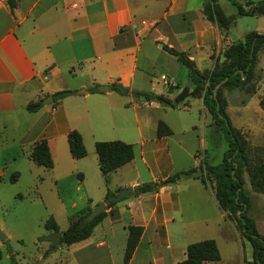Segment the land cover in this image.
Returning <instances> with one entry per match:
<instances>
[{
  "label": "crops",
  "instance_id": "obj_1",
  "mask_svg": "<svg viewBox=\"0 0 264 264\" xmlns=\"http://www.w3.org/2000/svg\"><path fill=\"white\" fill-rule=\"evenodd\" d=\"M203 3L19 0L11 12L6 1L0 0V178L15 173V181H31L30 187L39 195L57 196L53 218L57 222L58 217L64 218L67 225L105 201L107 191L115 195L122 188L133 189L106 208L86 239L55 250L66 247L72 264H123L130 225L143 230L127 264H175L185 259L187 244L208 239L205 230L225 219L212 190L196 178L197 172L155 191L134 193L140 184L159 182L191 168L198 171V135L207 129L210 134L218 131L211 117L207 118L202 97L189 98L186 105L172 108L110 89L117 82L129 90L172 99L178 91L170 92V88H192L188 72L179 76L183 65L163 46L184 52L196 69L207 71L217 58L222 59L227 45L245 34L237 30L241 16H236L223 36L218 26L205 18ZM235 14L236 9L226 15ZM256 20V24L263 22ZM258 27L255 31L264 32ZM257 67L258 62L256 72L261 79ZM100 85H108L109 90H97ZM93 87L95 91H91ZM83 89L85 92H77ZM61 90L72 93L55 98L53 94ZM223 94L226 111L234 98L237 103L247 100L240 89H224ZM49 95L53 101L44 104ZM36 101H41L36 111L25 109ZM194 108L200 117L195 118ZM170 112L175 113L173 122ZM159 120L171 134L157 135ZM71 130L82 136L87 150L84 157L73 158L69 152L67 134ZM41 139L49 147L51 168L28 157L33 144ZM112 140L132 144L134 155L110 172L105 182L94 145ZM198 142L206 162L205 141L200 138ZM14 147L16 152H12ZM61 195L68 197L67 203Z\"/></svg>",
  "mask_w": 264,
  "mask_h": 264
},
{
  "label": "trees",
  "instance_id": "obj_2",
  "mask_svg": "<svg viewBox=\"0 0 264 264\" xmlns=\"http://www.w3.org/2000/svg\"><path fill=\"white\" fill-rule=\"evenodd\" d=\"M11 12H14L18 6L19 0H5ZM236 9L235 15H226L219 4V0H204L203 14L207 20L215 23L223 36L228 34L229 29L234 25L236 16H254L264 15V0L253 2L244 0L245 4H251V7L245 8L238 0H229ZM171 55L175 56L188 70V76L192 88L185 86L179 88L175 86L170 88L178 91L170 99L165 94L154 92H145L138 90H129L120 83L113 82L110 89L120 95L132 94L135 98L144 97V100L155 101L163 106L172 108L186 105L189 98L202 97V103L205 110L212 119V125L216 130L224 132L228 147L223 154L222 161L211 165L204 162L201 166L204 173L198 172L195 168L175 172L164 180L159 182H147L134 188V193H145L157 190L160 186L173 183L183 176L195 175L196 178L206 187L210 188L214 194L219 207L225 212L227 218L234 222L238 227L241 236L251 247V257L244 264H264V234L260 233L256 227L254 218L249 216V194L244 189L243 172H246L251 190L264 193V148H252L244 134L231 122L226 113L227 102L224 97V89H240L247 96L252 95L257 90V82L260 76L256 72L258 62L257 54L264 50V32L251 30L246 32L242 39L232 42L226 46L222 53V59L217 58L211 70L199 71L194 63L186 56L184 52L177 51L174 48L163 46ZM226 80L217 88L214 95V89L217 84ZM264 84V76H263ZM95 91V87L91 89ZM70 90H61L53 94L55 98H62L71 94ZM247 99V98H246ZM264 109V98L259 101ZM41 106V101L30 102L26 104L25 109L29 112L36 111ZM156 133L158 136L169 135L172 130L159 120ZM69 152L73 158H81L87 154V150L82 140L81 134L76 130H71L67 134ZM98 156V164L104 181H108L109 173L115 171L120 166L126 164L133 158V146L120 140L98 141L94 145ZM28 157L36 164L45 168H51L53 161L49 147L45 139L35 142L28 154ZM199 170V168H198ZM17 174L11 176L15 181ZM211 181L212 185H207L206 181ZM114 195L107 191L106 199ZM115 202L107 204V207L114 205ZM85 213L70 221L65 230L60 231L55 219L50 216L46 219L44 227L51 231L47 236L40 240H47L49 245L45 254L56 250L59 246H69L73 243L86 239L92 232L93 227L104 217L105 211L100 212L95 218L83 223ZM141 226L130 225L127 227V239L123 254V264H127L137 246L142 233ZM186 257L175 264H205L206 261H215L220 259L218 246L214 239H204L187 244ZM11 264H17L12 261Z\"/></svg>",
  "mask_w": 264,
  "mask_h": 264
},
{
  "label": "rangeland",
  "instance_id": "obj_3",
  "mask_svg": "<svg viewBox=\"0 0 264 264\" xmlns=\"http://www.w3.org/2000/svg\"><path fill=\"white\" fill-rule=\"evenodd\" d=\"M253 2L259 0H251ZM219 3L226 14L234 13L235 7L229 0H219ZM261 19L263 22H256ZM237 30L248 32L255 30H264V16L255 18L253 16H241L237 20ZM256 21V22H255ZM234 31V30H232ZM258 57V71L264 76V50H260ZM180 77L188 70L180 66ZM183 83L180 82V85ZM258 89L255 93L247 96L244 92L243 98H247L244 103L233 102L226 111L231 125L242 130L244 136L252 148H264V109L259 104L261 98H264L263 77L257 82ZM236 93V92H235ZM242 93V92H241ZM241 96V97H242ZM136 100H139L136 98ZM194 101V99H192ZM195 118L200 117L197 110H193ZM175 113L170 112L171 122L174 120ZM210 119V115H207ZM204 134H199V139L205 141V150L209 157L206 163L218 164L222 161L223 153L228 147L227 139L223 131L218 130L210 134V130H204ZM196 140V149L199 151V170L204 173L201 166L205 162L201 156V147ZM14 147L12 152H16ZM244 179V189L249 194L248 214L254 218L258 231L264 234V193L251 190L249 179L246 172L242 174ZM29 180L21 178L12 181L10 174L6 178H0V231L6 236L0 241V264H11L15 261L17 264H72L69 259L66 247L62 251H52L45 254L49 242L40 240L47 236L51 231L44 227L46 219L57 214L58 201L54 195H39L34 188H31ZM207 185H212L211 181H206ZM61 198L68 202V197ZM210 208L208 203H205ZM210 211V210H209ZM225 213V212H224ZM224 220L217 226L205 230V236L208 239L215 238L218 245L220 260L211 262L212 264H244L251 257V247L241 236L238 227L234 222H226L229 218L224 216ZM64 219V218H63ZM61 217H58L59 230H65L67 223ZM121 261L118 262L120 264Z\"/></svg>",
  "mask_w": 264,
  "mask_h": 264
},
{
  "label": "water",
  "instance_id": "obj_4",
  "mask_svg": "<svg viewBox=\"0 0 264 264\" xmlns=\"http://www.w3.org/2000/svg\"><path fill=\"white\" fill-rule=\"evenodd\" d=\"M240 3L243 4V6L245 8H249L251 7V4H245L244 0H238ZM226 80L223 79L221 80L216 88L214 89V95L216 94L217 88L221 86V84ZM97 90L99 91H108L109 90V86L108 85H100L97 87ZM78 93L80 92H85V89H83L82 91H77ZM142 99H144V97H141ZM53 101V97L52 95L48 96V100L44 99L43 103L47 104V103H51ZM133 192L132 187H127V188H122L118 191L117 194L112 195L110 197H108L105 201L99 202L97 205H95V207H93V209L90 210V212L88 214H86L82 220L83 223H88L90 221H92L96 215H98L100 212L105 211L107 208V204L111 203V202H117L120 199H122L123 197H126L127 195L131 194ZM6 238V236L0 231V241H3Z\"/></svg>",
  "mask_w": 264,
  "mask_h": 264
},
{
  "label": "built area",
  "instance_id": "obj_5",
  "mask_svg": "<svg viewBox=\"0 0 264 264\" xmlns=\"http://www.w3.org/2000/svg\"><path fill=\"white\" fill-rule=\"evenodd\" d=\"M144 22V21H143ZM202 165H204V164H202Z\"/></svg>",
  "mask_w": 264,
  "mask_h": 264
}]
</instances>
